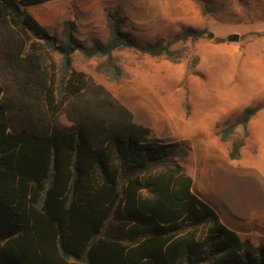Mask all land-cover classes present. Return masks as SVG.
<instances>
[{
    "label": "trees",
    "instance_id": "16d2710c",
    "mask_svg": "<svg viewBox=\"0 0 264 264\" xmlns=\"http://www.w3.org/2000/svg\"><path fill=\"white\" fill-rule=\"evenodd\" d=\"M49 1L0 0V264H264V246L241 240L193 194L188 145L152 137L72 68L75 55L95 60L96 74L115 82L126 74L113 53L177 62L171 45L205 30L142 44L105 10L107 40L86 45L73 20L58 38L27 11ZM263 108L247 106L218 129L229 160Z\"/></svg>",
    "mask_w": 264,
    "mask_h": 264
},
{
    "label": "rangeland",
    "instance_id": "374dc122",
    "mask_svg": "<svg viewBox=\"0 0 264 264\" xmlns=\"http://www.w3.org/2000/svg\"><path fill=\"white\" fill-rule=\"evenodd\" d=\"M68 1L27 11L58 38L63 21L73 17L79 24L76 38L86 45L107 40L105 10H117L126 20L124 31L142 44L171 42L185 27L205 30L197 41L171 45L180 56L177 62L132 50L113 53L126 74L115 82L96 74L95 60L75 55L72 68L103 86L152 137L187 144L183 167L193 194L241 240L264 246V108L247 124L238 160L228 159L229 143L217 136L224 121L264 102V0ZM233 34L238 40L228 42ZM61 121L66 123L64 117Z\"/></svg>",
    "mask_w": 264,
    "mask_h": 264
},
{
    "label": "water",
    "instance_id": "95a60500",
    "mask_svg": "<svg viewBox=\"0 0 264 264\" xmlns=\"http://www.w3.org/2000/svg\"><path fill=\"white\" fill-rule=\"evenodd\" d=\"M209 38H213V34L212 33H208L207 34ZM238 40V36L233 34L227 37V41L228 42H236Z\"/></svg>",
    "mask_w": 264,
    "mask_h": 264
},
{
    "label": "crops",
    "instance_id": "0c3cea01",
    "mask_svg": "<svg viewBox=\"0 0 264 264\" xmlns=\"http://www.w3.org/2000/svg\"><path fill=\"white\" fill-rule=\"evenodd\" d=\"M52 1H55V0H52ZM49 2H51V1H49ZM62 4L61 5H68L69 4V2L70 1H68V0H62ZM29 8V7H28ZM28 8H27V10H28ZM53 8V7H52ZM67 11H68V9H67ZM70 14V13H69ZM61 16V15H60ZM71 20H73L74 22H75V24H76V26H77V32H78V30H79V24L75 21V19L72 17L71 18Z\"/></svg>",
    "mask_w": 264,
    "mask_h": 264
}]
</instances>
